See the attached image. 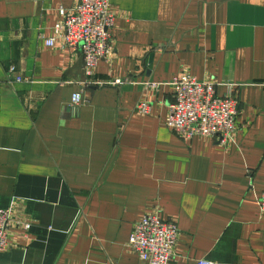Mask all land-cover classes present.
<instances>
[{
  "label": "crops",
  "instance_id": "0c3cea01",
  "mask_svg": "<svg viewBox=\"0 0 264 264\" xmlns=\"http://www.w3.org/2000/svg\"><path fill=\"white\" fill-rule=\"evenodd\" d=\"M75 1L0 0V264H145L128 239L152 211L179 231L168 264H264V0H107L112 53L90 76L78 49L44 42ZM184 72L231 87L232 141L167 128Z\"/></svg>",
  "mask_w": 264,
  "mask_h": 264
},
{
  "label": "built area",
  "instance_id": "2783aa9c",
  "mask_svg": "<svg viewBox=\"0 0 264 264\" xmlns=\"http://www.w3.org/2000/svg\"><path fill=\"white\" fill-rule=\"evenodd\" d=\"M60 19L52 27V36L44 39L47 46L57 44L78 49L83 59L85 75H92L98 63L108 60L112 53L111 28L115 14L107 0H76L70 8H59ZM7 76L12 81H26L9 65ZM121 81L116 79L114 84ZM156 87V84H151ZM173 100L168 104L165 125L185 140L209 137L221 144L234 138L235 121L239 109L236 95L228 88L219 96L213 82L199 81L188 73H181L170 80ZM73 104L82 102L81 91L71 96ZM151 104L141 100L136 112L148 114ZM260 214L264 217V192L257 198ZM10 209L0 208V253L8 246ZM25 229L30 223L23 225ZM177 225L163 219L158 211L148 212L132 225L128 248L145 264H168L174 259V247L178 238ZM192 264H217L208 258H199Z\"/></svg>",
  "mask_w": 264,
  "mask_h": 264
}]
</instances>
